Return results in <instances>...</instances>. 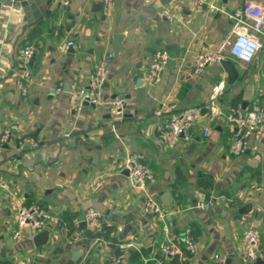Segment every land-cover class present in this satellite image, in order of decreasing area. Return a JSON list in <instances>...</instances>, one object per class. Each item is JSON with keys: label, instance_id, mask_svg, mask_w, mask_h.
Here are the masks:
<instances>
[{"label": "crops", "instance_id": "crops-1", "mask_svg": "<svg viewBox=\"0 0 264 264\" xmlns=\"http://www.w3.org/2000/svg\"><path fill=\"white\" fill-rule=\"evenodd\" d=\"M208 1L172 0L167 4L176 15L172 20L161 14L160 0H114L110 15L104 14L103 7H95L103 5V0H60V4L56 0L34 23L11 19L9 10L0 7V130H11L0 178L14 194L4 198L0 190L1 262L103 264L114 251L109 243L96 238L88 245L79 243L87 240L84 232L89 228L80 229V222L89 207L103 211L109 224L127 230L126 238L156 254L162 225L144 210V194L117 167L119 158L131 152L142 153L153 171L148 191L160 200L170 192L166 207L170 229L181 232L195 223L200 230L196 240L200 254L191 264H207L215 253L225 260L231 257V264H246L243 234L250 226L260 231L264 249V134L252 130L246 149L233 154L234 130L223 115L210 116L207 107L213 86L226 78L220 101L223 112L238 104L244 107V102L247 108L253 101L264 108V47L253 61L233 57L226 45L229 13L245 0H220L226 12L215 13L209 12ZM116 32L125 36L117 57L113 52ZM69 41L74 45L68 46ZM26 44H33L36 53L26 81L29 92L23 95L17 86L15 54L18 46ZM204 49L221 51L224 59L233 60L238 80L229 83L219 62L196 73L195 56ZM158 50L167 51L170 61L149 86L145 77ZM106 52H112L113 58L104 103L78 104L75 92L89 82ZM61 84L62 91L56 92ZM119 95L126 99L121 119L109 112L111 99ZM197 105L205 111L192 138L166 147L159 127L171 113ZM157 110L162 114L156 115ZM25 136L34 137L38 146L18 151ZM100 173L105 174V182L94 189L91 182ZM203 177L213 182L206 209L197 206L196 196ZM30 202L44 205L59 218L40 246L34 244L30 225L13 237L19 227V208ZM109 210L137 218L127 229L110 219ZM67 212L73 214L76 225L70 235L65 225H59L60 216ZM76 251L82 252L78 259ZM124 264H132L129 257Z\"/></svg>", "mask_w": 264, "mask_h": 264}, {"label": "built area", "instance_id": "built-area-1", "mask_svg": "<svg viewBox=\"0 0 264 264\" xmlns=\"http://www.w3.org/2000/svg\"><path fill=\"white\" fill-rule=\"evenodd\" d=\"M158 0H145L151 3ZM203 1V0H200ZM209 12H226L224 5L220 0H209L207 2ZM114 6V0H103V12L110 15ZM161 14L172 20L175 18V12L167 5H164ZM231 19V29L226 45L229 47L230 54L242 61H253L259 51L264 47V1L245 0L241 7L229 13ZM74 42L69 41L68 46H73ZM36 53L33 44H26L17 47L15 54V63L18 70L17 86L20 92L25 95L29 92V86L26 83L30 74V64ZM113 58L112 52H106L96 63L95 71L86 85L81 86L75 92V99L78 104L84 102L101 105L105 101V86L109 78L108 66ZM169 54L165 50H158L154 53L151 66L146 74L145 81L149 86L155 84L160 78L163 70L169 62ZM224 59L221 51L204 49L195 56V72L203 73L207 67L213 63ZM227 80L221 78L212 89L208 102V111L210 116L223 115L230 127L234 130V141L230 145V151L233 154H241L247 147V139L252 130L264 134V108L253 101L251 106L244 108L240 104L232 106L227 112H223L220 101L226 91ZM62 84L57 86L55 91L61 92ZM126 99L124 96H115L109 103V112L117 119H121L125 112ZM204 106H189L178 112L171 113L167 120L159 127V134L168 148H173L181 138L190 140L193 129L202 115ZM156 115H161V110H157ZM115 124H113V127ZM209 134V128H206L204 135ZM65 136H69L66 133ZM11 138V130L4 128L0 130V166L2 164V153L5 145ZM38 146L37 140L32 136L23 137L17 147L18 151L32 149ZM117 167L119 171L128 170L130 183L134 188L139 189L144 194V210L152 215L161 223L163 237L157 242V254L164 258L179 256L189 261L199 256V249L189 228L181 232H174L170 229L169 215L170 211L163 205L160 198L151 194L147 185L153 178V171L144 156L140 152L127 153L119 158ZM105 174L100 173L91 182V187L97 189L105 182ZM0 190L4 198L14 196L11 186L8 182L0 178ZM197 206L200 209H206L209 206L210 199H207L205 192L197 190ZM59 218L38 202L22 204L18 211V229L13 233V237H18L21 233V227L30 225L35 234L48 230L49 224L57 223ZM86 226L91 231L101 232L104 224L108 223L103 211L94 207H89L84 214ZM123 226L116 227L114 234H122ZM116 249L109 255L103 264H124L125 260L133 251H141L142 246L133 238H120ZM244 246L246 264H253L258 256H263L261 247L260 231L250 226L244 234ZM97 242L109 243L103 237H97ZM188 252L189 255H185ZM87 256L85 257V259ZM153 256L145 257L144 261L153 259ZM224 257L215 253L207 264H223ZM0 264H5L0 261ZM159 264V263H158Z\"/></svg>", "mask_w": 264, "mask_h": 264}, {"label": "water", "instance_id": "water-1", "mask_svg": "<svg viewBox=\"0 0 264 264\" xmlns=\"http://www.w3.org/2000/svg\"><path fill=\"white\" fill-rule=\"evenodd\" d=\"M56 0H0V7H4L9 10L11 19H17L21 22H28V23H34L36 20L42 18L44 13L48 10V7ZM172 0H160V2L164 5H167ZM61 3L60 0L58 2ZM96 9H101L103 7L102 4H98L95 6ZM124 34L122 32H116L113 35V52L115 57L119 55L120 49H121V43L124 39ZM71 50V49H70ZM170 61V58H169ZM220 65L223 68V70L227 73L228 76V82L234 83L238 80L240 74L235 66V63L231 59H222L220 60ZM143 74H140V81H142ZM107 85V83H106ZM64 87H69V82H64ZM69 89V88H68ZM85 105H93L95 104L84 102ZM244 108H246V102H244ZM205 110L203 109V112ZM125 174L129 175L128 170L124 171ZM161 200L163 202V205L165 207L170 206L171 201V194L170 192H165L161 196ZM106 214L110 217L111 220L124 224L127 229H129V223L130 221L135 220L137 217H133L128 215H118L110 210L106 212ZM48 228H52V225L49 224ZM86 228V222L83 220L80 222V229ZM126 231H123V233L120 235V238H124L126 235ZM50 232L49 230H43L38 233H36L33 237V241L35 246H40L42 244H45L49 238ZM81 251H76L74 253V258L78 259L81 255ZM232 258L228 257L224 261L223 264H231ZM253 264H264V259L262 256H258Z\"/></svg>", "mask_w": 264, "mask_h": 264}, {"label": "trees", "instance_id": "trees-1", "mask_svg": "<svg viewBox=\"0 0 264 264\" xmlns=\"http://www.w3.org/2000/svg\"><path fill=\"white\" fill-rule=\"evenodd\" d=\"M242 94H239L235 97V100H239L241 98ZM213 188V182L209 177H203L199 179L197 183V190H201L205 192L207 199L211 198V190ZM178 196L180 197V194L178 193ZM59 225H65L68 230V234H72L76 230V225L73 222V214L70 213H64L60 216V222ZM116 226L113 224L106 223L104 224V227L101 232H95L91 231L89 229H86L84 234L87 238V240L80 241L79 243H84V245L89 244V240H92L97 237H103L105 240L109 242V244L113 247V249H116V245L120 241L118 235L114 234ZM191 234L194 237V240L196 241L200 230L198 229L197 225L195 223H192L189 227ZM185 255H189L188 252H185ZM263 255H264V249H263ZM144 256L150 257L153 256V259H149L148 261H144ZM129 259L132 264H191V261H189L186 258H180L179 256H174L172 258H164L161 257L159 254H153L149 253L147 248H142L141 251H133L129 255Z\"/></svg>", "mask_w": 264, "mask_h": 264}]
</instances>
